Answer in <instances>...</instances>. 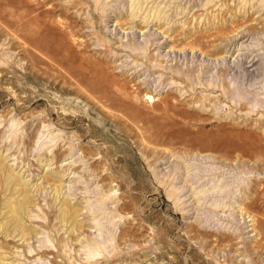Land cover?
<instances>
[{
	"label": "rangeland",
	"instance_id": "rangeland-1",
	"mask_svg": "<svg viewBox=\"0 0 264 264\" xmlns=\"http://www.w3.org/2000/svg\"><path fill=\"white\" fill-rule=\"evenodd\" d=\"M0 264H264V0H0Z\"/></svg>",
	"mask_w": 264,
	"mask_h": 264
}]
</instances>
